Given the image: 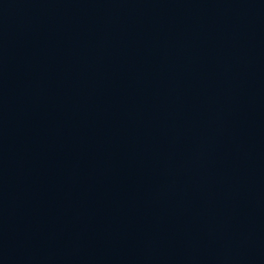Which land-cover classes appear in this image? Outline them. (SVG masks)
Here are the masks:
<instances>
[{"label": "water", "instance_id": "95a60500", "mask_svg": "<svg viewBox=\"0 0 264 264\" xmlns=\"http://www.w3.org/2000/svg\"><path fill=\"white\" fill-rule=\"evenodd\" d=\"M0 264H264V0H0Z\"/></svg>", "mask_w": 264, "mask_h": 264}]
</instances>
